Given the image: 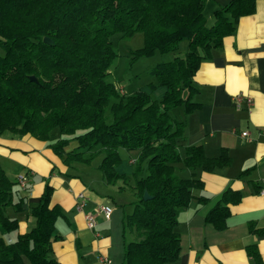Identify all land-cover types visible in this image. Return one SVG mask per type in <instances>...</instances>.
I'll list each match as a JSON object with an SVG mask.
<instances>
[{"label": "trees", "instance_id": "trees-1", "mask_svg": "<svg viewBox=\"0 0 264 264\" xmlns=\"http://www.w3.org/2000/svg\"><path fill=\"white\" fill-rule=\"evenodd\" d=\"M206 2L0 0V132L31 133L46 140L67 164L91 163L102 152L98 167L114 184L130 180L115 168L121 160L118 148L140 151L131 184L136 199L132 212L123 216V264H178L179 211L189 205L192 189L203 181L181 176L177 164L213 170L231 161L226 149L213 157L202 145H187L183 154L179 152L184 121L172 115L179 106L186 114L200 108L193 96L201 62L235 31L240 16L256 6V0H231L219 5L215 22L209 25ZM139 30L145 36L140 53L174 52L182 39L189 41L184 56L154 66L158 85L166 87L160 99L142 90L121 93L107 81L116 55L109 36L118 31L130 36ZM44 36L54 44L45 42ZM72 141L76 144L67 149ZM13 184L0 167V264H62L51 253L60 208L51 206L50 185L32 208L35 225L14 241L2 236L18 228V220L5 213ZM145 190L152 196L147 200ZM241 198L240 190L225 189L207 221L225 228L229 203ZM246 250L255 264H264L257 243Z\"/></svg>", "mask_w": 264, "mask_h": 264}, {"label": "crops", "instance_id": "crops-1", "mask_svg": "<svg viewBox=\"0 0 264 264\" xmlns=\"http://www.w3.org/2000/svg\"><path fill=\"white\" fill-rule=\"evenodd\" d=\"M229 1L207 0V20L215 18L214 11ZM194 82L193 100L201 106L187 114L182 107L177 119L184 121V134L178 150L183 154L180 149L187 145H202L205 154L213 157L226 149L231 161L213 170L188 169L187 176L200 178L203 185L192 189L189 205L179 211L178 264H255L246 250L250 243H257L264 261V195L260 193L264 188V0H256L255 10L240 16L235 31L201 62ZM245 97H251L252 102ZM63 160L46 140L31 133L0 132V167L14 182L5 213L18 220V228L2 236L14 241L35 225L32 208L50 185L51 206L60 208L52 255L62 264H123L125 212L118 202L112 205L114 197L106 194L111 183L100 168L101 180L98 175L88 179L80 174L83 170L77 163L75 166L76 161L67 164ZM177 166L183 169L182 163ZM23 175L27 176L25 186L19 181ZM98 181L100 188L95 185ZM228 187L240 190L242 198L229 203L226 227L217 229L206 216ZM102 203L113 207L109 218L97 210ZM89 212L96 219L94 229L87 223Z\"/></svg>", "mask_w": 264, "mask_h": 264}, {"label": "rangeland", "instance_id": "rangeland-1", "mask_svg": "<svg viewBox=\"0 0 264 264\" xmlns=\"http://www.w3.org/2000/svg\"><path fill=\"white\" fill-rule=\"evenodd\" d=\"M209 12H206L208 15ZM215 18H208V24H212ZM143 32V31H142ZM141 30L133 32L130 36H125L122 32L118 31L109 36V39L112 43L113 50L116 53L113 62L110 66V72L107 76V81L112 82L121 93L131 94L135 91L142 90L146 93L152 95L154 99H160L166 91V87L158 85V78L153 72L154 66L163 61L171 60L175 55L184 56L186 51L189 48L188 39H182L179 42V48L174 52H161L156 50L152 53H140L142 46L145 45V36ZM116 100L115 98L112 99ZM182 106L174 108L172 115L176 118H179L181 113ZM54 134L57 136L58 131H54ZM54 135V136H55ZM55 136V137H56ZM101 146L98 145L97 148L93 151L98 150ZM121 154V160L116 163L115 168L120 174L130 176L128 183H124L122 179L117 181L115 184H108L106 194H110L114 197V200H111L112 205H115V201L120 205L121 212L130 213L133 210V201L136 199L132 189L131 184L134 183V173L137 171V161H138V150H129L125 147L118 148ZM184 151V149H180ZM93 159H91L90 166L89 164L81 162H75V166L78 164V167L83 170V174L80 173L84 178L87 177L90 179L92 177H97L99 180L102 179V172L99 169L98 165L101 163L104 153L97 152ZM134 159V160H131ZM131 160V161H130ZM77 163V164H76ZM81 165V166H80ZM98 167V168H97ZM146 167V163H144ZM86 170V173L84 172ZM186 171V173L183 172ZM178 174L181 176H187L188 168L177 169ZM186 174V175H185ZM95 177V178H96ZM97 179V178H96ZM95 179V181H96ZM95 185L100 188V183L95 182ZM103 185L106 187V182H103ZM120 185H125L123 189H119ZM107 196V195H106ZM105 196V197H106ZM130 238V237H129Z\"/></svg>", "mask_w": 264, "mask_h": 264}, {"label": "built area", "instance_id": "built-area-1", "mask_svg": "<svg viewBox=\"0 0 264 264\" xmlns=\"http://www.w3.org/2000/svg\"><path fill=\"white\" fill-rule=\"evenodd\" d=\"M237 98L240 100L241 96L238 95ZM248 103L252 102V98L251 97H245ZM237 105H239V101H237ZM243 134H247V131H244ZM27 180V176L23 175L20 176L19 181L22 184V186H25ZM261 195H264V188L261 189L260 191ZM80 206L83 205V202L79 204ZM97 210L101 213H103L106 217H110V214H112L113 211V207L109 204V203H102L97 207ZM87 218V223L89 225V227L91 228H95L96 227V219L93 213L89 212L86 215ZM105 261L110 262L111 260L108 257L104 258Z\"/></svg>", "mask_w": 264, "mask_h": 264}, {"label": "water", "instance_id": "water-1", "mask_svg": "<svg viewBox=\"0 0 264 264\" xmlns=\"http://www.w3.org/2000/svg\"><path fill=\"white\" fill-rule=\"evenodd\" d=\"M44 41L49 43V44H54L53 39L51 37H49V36H44ZM30 78L33 79L34 81H37V79H36V77L34 75L30 76ZM151 197L152 196L149 194L148 190H145L143 198L145 200H147V199H149Z\"/></svg>", "mask_w": 264, "mask_h": 264}]
</instances>
